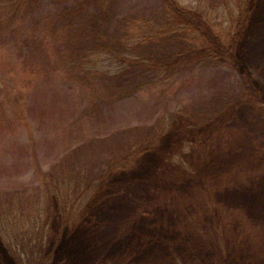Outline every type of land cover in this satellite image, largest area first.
<instances>
[{
	"label": "rangeland",
	"instance_id": "374dc122",
	"mask_svg": "<svg viewBox=\"0 0 264 264\" xmlns=\"http://www.w3.org/2000/svg\"><path fill=\"white\" fill-rule=\"evenodd\" d=\"M179 1L225 27L249 8L238 60L264 97V0ZM12 2L0 0V264H29L2 231L49 206L47 264H264V108L238 103L241 69L197 57L157 77L91 55L135 19L161 24L160 0ZM92 14L104 43L82 35ZM171 40L137 52L189 51ZM75 199L66 220L59 205Z\"/></svg>",
	"mask_w": 264,
	"mask_h": 264
},
{
	"label": "trees",
	"instance_id": "16d2710c",
	"mask_svg": "<svg viewBox=\"0 0 264 264\" xmlns=\"http://www.w3.org/2000/svg\"><path fill=\"white\" fill-rule=\"evenodd\" d=\"M88 1L92 3L94 0ZM100 1L102 2V0H95V3ZM160 1L164 8V21L161 24L156 26V22L151 19H135L130 22V27L124 38H120L116 42L112 41L103 50L97 46L94 47L90 53H95L91 55L96 54L95 57L99 58L105 55L112 56L115 54V57L116 55H120L124 61H127V64L135 65V63H138L139 65L143 64V66L147 65L146 67L151 72H156L157 77H160L161 74L176 73L181 64L193 58L199 57V60L201 58H206V60H223V58H228L230 60H226L228 64H232L231 66H235L239 70L241 69L243 88L237 96L238 103H254L264 108L263 94L260 93L259 88L255 85L254 78L251 76L248 68L242 61L238 60L237 51L245 38L250 21L249 8H243L242 10L239 7L238 11H230V14L228 13L229 20H226L227 27H225L220 19L215 18L209 12H204L199 8H189L179 0ZM20 2L21 0H13L10 4L15 14L21 4ZM92 15L93 17L90 18L91 23H89L92 26L89 27L88 25V30L86 33L83 32L82 35L86 37V40H96L98 38L97 35H100L101 40L99 41L104 43L107 40L106 36L104 33L99 34L96 28L97 25H100L104 21V17H95L98 14ZM220 26H223L224 29L221 28L219 30ZM176 37H179L183 43H186L189 51L186 49L174 56L164 54L163 57L157 59L149 58L148 60L142 58L137 52L138 47L144 42L165 43ZM95 57L93 56L91 59ZM234 107L235 105H232L230 108L234 109ZM120 167L126 168V165L123 164ZM70 195L73 197L74 194L68 192L64 199L60 198V203L66 201ZM68 203L70 205H59L61 217L66 220L71 219V216H69L70 212L79 210L81 202L75 199V201ZM25 213L26 215L22 218V222L24 223L22 228L16 226L17 231L9 229L2 231L4 241L9 250L15 254L19 253L26 256L29 264H47L48 256L46 255V249L48 239L46 232H48L52 223L53 208L52 206L43 209L38 208L33 213L22 211V214ZM13 232L14 234H12Z\"/></svg>",
	"mask_w": 264,
	"mask_h": 264
}]
</instances>
